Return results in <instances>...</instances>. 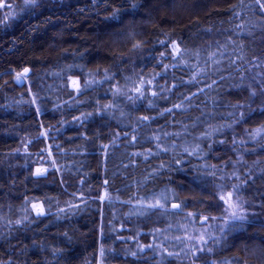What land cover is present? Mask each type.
<instances>
[{"label":"trees","instance_id":"obj_1","mask_svg":"<svg viewBox=\"0 0 264 264\" xmlns=\"http://www.w3.org/2000/svg\"><path fill=\"white\" fill-rule=\"evenodd\" d=\"M4 12L0 264H264L255 0H38ZM229 191L245 219L226 225ZM196 214L220 218L202 247L181 239Z\"/></svg>","mask_w":264,"mask_h":264},{"label":"rangeland","instance_id":"obj_2","mask_svg":"<svg viewBox=\"0 0 264 264\" xmlns=\"http://www.w3.org/2000/svg\"><path fill=\"white\" fill-rule=\"evenodd\" d=\"M19 6L20 7H26L24 4V0H1V2H0V15L5 13L4 11L9 12V14H14L15 10L17 8L19 9ZM24 81L27 82V79L25 78ZM69 84H70V87L77 92L81 87V79L74 77V78L70 79ZM233 199H234V197H233ZM219 205L221 207H227V205H224L222 201L219 202ZM38 208H42V207L40 205H37L33 209V213L35 215H39L37 212ZM43 213H44V210H43ZM205 216H207V215L196 214L195 217H196L198 223L196 225L189 227L187 230H184V234L181 237V239L185 241V244H187V245L190 244L191 247H193V245L197 246V247H202L206 243H203L199 239L200 236L202 235L204 237V240H206V241L208 240V238H211L214 222H213V219H211L212 217L207 216V217H209V220L206 221L207 224L206 223L204 225L200 224V219L204 218ZM215 217H217V219H220L218 216H215ZM169 237H170V240H174L173 238L171 239L170 235L167 236L166 238H169Z\"/></svg>","mask_w":264,"mask_h":264},{"label":"snow or ice","instance_id":"obj_3","mask_svg":"<svg viewBox=\"0 0 264 264\" xmlns=\"http://www.w3.org/2000/svg\"><path fill=\"white\" fill-rule=\"evenodd\" d=\"M256 4L259 5V8L261 11H264V0H255ZM37 3V0H24V4L26 7L28 6H35ZM134 47L138 48L139 45H134ZM177 51H179L177 47ZM29 70L26 68L24 69V73H17V80L21 78L23 74H26ZM136 91H140V89H136ZM253 96L256 95L255 92L252 93ZM175 107H180L179 105H176ZM170 111V110H169ZM143 119H148V117H144ZM43 174L41 170H37V175ZM238 187V186H237ZM234 192L229 191L226 193V195H219V200L223 202L224 205H227V207L224 208V212L226 213L227 218L225 219V224L227 225L230 221H242L245 219V216L241 214V204L239 203V198L236 197V199H233ZM159 205V201H157L156 205H151L152 207H155ZM162 206V205H159ZM36 207V206H34ZM173 207L178 208L179 205H173ZM38 214H43V209L38 208L37 209ZM189 215H192L191 213ZM211 219L215 220L217 217H212ZM204 221L209 220V217L205 216L203 218ZM223 231V229H221ZM203 243H207L206 240H204V237L201 235L199 238ZM203 249H200L202 251ZM210 251V249H209ZM169 255H172V253H169Z\"/></svg>","mask_w":264,"mask_h":264},{"label":"water","instance_id":"obj_4","mask_svg":"<svg viewBox=\"0 0 264 264\" xmlns=\"http://www.w3.org/2000/svg\"><path fill=\"white\" fill-rule=\"evenodd\" d=\"M24 69H26V68H24ZM24 69H23L20 73H24ZM27 69H28L29 71H28L26 74H23L19 80H17V77L15 78L14 82H15V84H16L18 87H21V86L24 84V82H25L24 79H25V78L27 79V78L30 76V74H31V69H30V68H27ZM173 205H178V204H176V203H171V204L169 205L170 210H172V211H177V210L179 209V207L176 208V207H173ZM205 223H206V221H204L203 218H201V219H200V224L204 225Z\"/></svg>","mask_w":264,"mask_h":264}]
</instances>
